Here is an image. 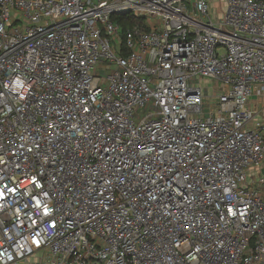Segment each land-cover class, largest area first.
Masks as SVG:
<instances>
[{
	"label": "built area",
	"instance_id": "1",
	"mask_svg": "<svg viewBox=\"0 0 264 264\" xmlns=\"http://www.w3.org/2000/svg\"><path fill=\"white\" fill-rule=\"evenodd\" d=\"M218 2L0 0V264H264V0Z\"/></svg>",
	"mask_w": 264,
	"mask_h": 264
},
{
	"label": "crops",
	"instance_id": "2",
	"mask_svg": "<svg viewBox=\"0 0 264 264\" xmlns=\"http://www.w3.org/2000/svg\"><path fill=\"white\" fill-rule=\"evenodd\" d=\"M249 107L256 112L258 119L264 120V91L261 93H256L252 96ZM32 261H34V258L31 260V262Z\"/></svg>",
	"mask_w": 264,
	"mask_h": 264
},
{
	"label": "rangeland",
	"instance_id": "3",
	"mask_svg": "<svg viewBox=\"0 0 264 264\" xmlns=\"http://www.w3.org/2000/svg\"><path fill=\"white\" fill-rule=\"evenodd\" d=\"M216 4V6L215 7H217L219 10L220 9H224V5H223V3H221V5H219V2H218V0H214V5ZM219 6V7H218ZM222 14L223 13H217V17H221L222 16ZM204 85L205 86H207V90H208V92H209V94L211 95L212 93H217V91L215 90L214 91V88H216L217 87V85H216V83H213V82H204ZM218 90V89H217Z\"/></svg>",
	"mask_w": 264,
	"mask_h": 264
},
{
	"label": "trees",
	"instance_id": "4",
	"mask_svg": "<svg viewBox=\"0 0 264 264\" xmlns=\"http://www.w3.org/2000/svg\"><path fill=\"white\" fill-rule=\"evenodd\" d=\"M127 19H128V18H127ZM130 19H131V17H130ZM132 21H133V20H132ZM132 21H131V22H132ZM133 22H136V20H134ZM126 24H127V21H126V23H124L123 25L126 26Z\"/></svg>",
	"mask_w": 264,
	"mask_h": 264
}]
</instances>
